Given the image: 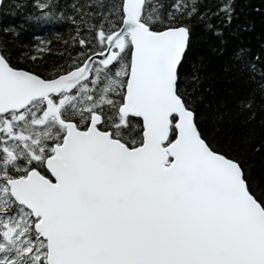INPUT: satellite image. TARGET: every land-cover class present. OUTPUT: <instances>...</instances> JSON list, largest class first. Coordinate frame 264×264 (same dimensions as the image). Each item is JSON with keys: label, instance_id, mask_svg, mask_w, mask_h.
I'll use <instances>...</instances> for the list:
<instances>
[{"label": "snow or ice", "instance_id": "1", "mask_svg": "<svg viewBox=\"0 0 264 264\" xmlns=\"http://www.w3.org/2000/svg\"><path fill=\"white\" fill-rule=\"evenodd\" d=\"M31 7L71 51L0 47V264H264V55L195 51L235 0Z\"/></svg>", "mask_w": 264, "mask_h": 264}, {"label": "trees", "instance_id": "2", "mask_svg": "<svg viewBox=\"0 0 264 264\" xmlns=\"http://www.w3.org/2000/svg\"><path fill=\"white\" fill-rule=\"evenodd\" d=\"M33 0H4L0 6V47H7L14 56L32 54L35 47L43 40L48 42L50 52L37 53L40 57L34 64L18 59L20 67L34 68L44 74L56 69L69 56L71 50L64 47L63 41L69 38L71 25L66 22L50 23L32 21L27 17L36 14L31 7ZM87 0H56L57 12L63 10L65 16L72 15V5L80 7ZM170 3L172 0H165ZM214 2V0H213ZM236 17L232 28L247 26L246 30L237 29L235 32L224 30L225 43L211 35H204L197 30L196 53L205 57L207 72L214 78L222 77L234 52L240 48L248 49L252 54L264 55V0H235ZM17 4L23 7H16ZM23 25V27H20ZM9 29L5 34L3 29ZM12 30L16 35L13 36ZM63 53V55H60ZM259 125L257 124V127ZM259 165L260 160L256 158Z\"/></svg>", "mask_w": 264, "mask_h": 264}, {"label": "water", "instance_id": "3", "mask_svg": "<svg viewBox=\"0 0 264 264\" xmlns=\"http://www.w3.org/2000/svg\"><path fill=\"white\" fill-rule=\"evenodd\" d=\"M2 1H3V0H0V4H1Z\"/></svg>", "mask_w": 264, "mask_h": 264}]
</instances>
